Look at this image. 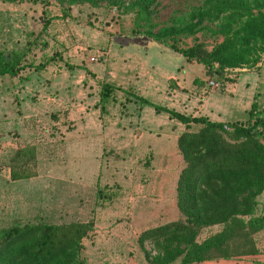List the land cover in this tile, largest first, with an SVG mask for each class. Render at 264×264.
Listing matches in <instances>:
<instances>
[{
	"label": "rangeland",
	"instance_id": "rangeland-1",
	"mask_svg": "<svg viewBox=\"0 0 264 264\" xmlns=\"http://www.w3.org/2000/svg\"><path fill=\"white\" fill-rule=\"evenodd\" d=\"M119 1L124 3L119 5ZM129 1L132 0H102L92 6L55 0H0V52L26 53L22 63H31L17 78L0 77V231L16 222L61 225L91 221L92 229L82 241L84 264H149L136 244L137 232L179 219L168 194L181 161L174 142L181 128L176 121L162 114L152 116L156 127L150 132L156 136L141 137L147 130L138 120L135 123L136 110L128 113L117 105L122 99L119 93L103 113L89 117L92 130H85L83 114L58 107L67 101L68 92L78 95V91L86 90V68L101 74L104 64H110V72L115 73L123 53L118 50V35L112 33L126 32L128 36L131 31V40L147 45L146 56L153 55L158 43L141 33L180 26L187 22L190 9L201 3L157 0L148 23L139 21L133 26L135 10L124 9ZM45 19L48 25L41 37L45 46L39 48L30 43ZM194 38L203 41L206 48L213 39L210 34L202 36L199 32L189 37L178 35L175 46H190ZM168 53L174 61L183 58ZM54 54L45 69H33L42 57ZM93 56L97 60L90 62ZM260 68L264 72V65ZM234 74L231 72L229 77ZM91 87L98 90L96 81L90 83ZM223 87L222 82L220 89L213 90ZM256 96L262 100L261 87ZM52 97L56 99L54 109L46 101ZM198 104L203 103L194 102L188 111H196ZM165 147L172 150L173 168L169 175L161 177L163 155L168 153ZM152 148L157 155L153 161ZM162 180H166L162 189L166 192L160 202L156 189ZM263 194L257 198V213H264ZM106 213L111 217L110 225L102 226ZM218 229H202L197 240ZM110 237L117 242L112 251L102 256L99 251L108 248ZM144 247L150 249L147 244Z\"/></svg>",
	"mask_w": 264,
	"mask_h": 264
},
{
	"label": "trees",
	"instance_id": "trees-1",
	"mask_svg": "<svg viewBox=\"0 0 264 264\" xmlns=\"http://www.w3.org/2000/svg\"><path fill=\"white\" fill-rule=\"evenodd\" d=\"M55 1L96 6L102 0ZM156 1L128 2L124 9L135 10L133 26L139 21L148 23ZM123 3L119 1V5ZM42 22L30 43L39 48L45 46L41 37L48 20ZM196 32L213 37L209 48L198 38L185 48L175 46L178 35L189 37ZM141 34L188 62L200 64L207 78L229 81L228 75L235 69L264 64V0H201L180 26L169 25L156 32L146 29ZM25 54L0 52V77L14 79L24 66L30 67L31 63H22ZM53 56L42 57L33 69H44ZM98 88L97 106L103 113L119 89L107 82ZM130 97L150 107L154 114H164L183 126L176 139L182 161L174 189L179 219L137 235L136 244L145 262L201 264L264 253V237L257 238L264 233V214L256 212V198L264 192V117L259 116L256 103H251L244 121L218 123L177 113L134 94ZM122 104L118 100L117 105L126 110ZM92 226L91 221L61 225L13 223L0 231V264H84L82 241ZM213 226L219 229L197 240L202 229Z\"/></svg>",
	"mask_w": 264,
	"mask_h": 264
},
{
	"label": "crops",
	"instance_id": "crops-1",
	"mask_svg": "<svg viewBox=\"0 0 264 264\" xmlns=\"http://www.w3.org/2000/svg\"><path fill=\"white\" fill-rule=\"evenodd\" d=\"M125 33L126 32L122 33L119 31L118 33H112L113 36L118 35V50L119 52L123 53V57L121 59L122 63L117 64L115 73L110 72V64H104V66L101 68V74L94 73L89 68H86L84 70V72L87 71L85 76V83L87 84L86 90L78 91V95H76L75 92H68L69 94H67V101L63 102L64 105H60L62 103H59L58 105L60 108H66L69 113L77 112L79 115L83 114V117L85 118V130H92L94 125L92 126V121H89L88 119L93 113L99 112L97 106L99 88L96 91L92 87L89 88L90 83L93 81H96L98 87L100 83L107 82L119 89L117 93H119L122 98L124 95V98L119 101L123 102L122 105L125 107L128 113H130L132 110H136L138 116L135 123L137 124L138 120V124H142V126L147 130L145 133H142L141 137L144 134L156 136V134H152L150 132L156 127L152 116L161 114H154L150 107L136 102L130 97L132 94L140 96L152 104L159 105L167 109H172L175 112L186 116H203L211 122H242L246 119L247 111L249 110L252 102L256 103L257 111L260 112L261 116H263L264 72H262L260 67H262L264 64L258 63L254 68L251 69L243 68L233 70L235 73L234 76L228 77L227 79H229V81H223V89L213 90L209 89L206 83L208 80H214L215 77L213 76L211 78H207L205 76V71L200 64L196 62H188L185 58H182L181 61L178 62L174 61L171 55L168 53V51L172 53L173 51L160 44L155 45L156 47L153 48V55L151 54L146 56V53L149 50L148 47H146L147 45L142 46L140 44H136L134 40H131L132 37L130 35H133L131 31L128 32L130 34L128 36L127 33ZM109 38L111 39V36ZM93 68L95 72H99L98 68ZM258 87H261L262 89L263 98L260 101H258V97L256 96L258 94ZM202 93H205L206 95L204 96ZM125 97L128 101H125ZM76 98L79 99L74 100ZM46 101L48 107L53 105V109L57 108L55 107V97L46 98ZM196 101L203 104L196 105V108L198 106L199 108L191 113V111H188V109L194 107L193 104ZM202 107H204L203 111L200 109ZM180 126L181 128L178 129V132L174 137L175 145L178 134L183 131V126ZM164 136L167 137L168 135L164 134ZM149 138L150 137L146 136V139ZM101 139L102 138H100V140ZM158 141H162V139ZM150 145H152V141L150 142ZM165 148L168 153H164L163 155L164 166L163 170L160 171L163 173L161 177H166L169 175L173 168L170 156V152H172V150L170 148L167 149V147ZM151 152L153 161L157 155L154 153V148H152ZM176 152L178 154V151ZM181 168L182 161H180V166H178L177 170H175L173 189L171 190L170 188V191L168 192L170 196L169 198L172 199V204H174V207V189L177 176ZM165 184L166 180H162L160 186L156 189V194L159 195L160 202L163 201L162 199H164V193L166 192V190L162 191V189L165 188ZM263 193L264 192H262L258 197L260 198ZM257 198L256 202L258 201ZM105 216L106 217H103L104 219H102L100 222L102 226L110 225L111 217H109L108 213H106ZM107 220H109V222ZM168 222L169 221L164 222L163 224ZM155 226L157 225L147 226L140 229L137 232L136 237L143 230ZM106 233H109V231H106ZM263 237L264 233H260L257 236L259 239ZM116 242L117 240L115 241V239L111 238L107 243L108 248L105 247L106 249L104 248L105 250L103 252L99 251V254L104 256L106 253H109V251H112L113 244ZM257 247L259 248L260 245L258 244ZM202 264H264V253L260 252L252 256L219 259L215 261H208Z\"/></svg>",
	"mask_w": 264,
	"mask_h": 264
},
{
	"label": "built area",
	"instance_id": "built-area-1",
	"mask_svg": "<svg viewBox=\"0 0 264 264\" xmlns=\"http://www.w3.org/2000/svg\"><path fill=\"white\" fill-rule=\"evenodd\" d=\"M97 59L96 57H90L89 61L90 62H95ZM233 72V71H232ZM230 76V75H228ZM207 86L210 88V89H220L222 87V81H218V80H208L207 81ZM202 264V263H201Z\"/></svg>",
	"mask_w": 264,
	"mask_h": 264
}]
</instances>
